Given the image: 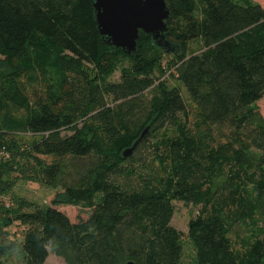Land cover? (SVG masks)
<instances>
[{
	"label": "trees",
	"instance_id": "16d2710c",
	"mask_svg": "<svg viewBox=\"0 0 264 264\" xmlns=\"http://www.w3.org/2000/svg\"><path fill=\"white\" fill-rule=\"evenodd\" d=\"M167 6L171 49L141 30L129 54L102 41L93 0H0V257L185 264L181 200L200 206L192 264H264V7ZM31 181L60 189L53 204L14 192Z\"/></svg>",
	"mask_w": 264,
	"mask_h": 264
},
{
	"label": "water",
	"instance_id": "95a60500",
	"mask_svg": "<svg viewBox=\"0 0 264 264\" xmlns=\"http://www.w3.org/2000/svg\"><path fill=\"white\" fill-rule=\"evenodd\" d=\"M93 5L104 43L133 54L137 51V40L142 30L157 46L171 49L166 39V22L170 17L167 0H93ZM137 142L124 151V156L132 152Z\"/></svg>",
	"mask_w": 264,
	"mask_h": 264
},
{
	"label": "rangeland",
	"instance_id": "374dc122",
	"mask_svg": "<svg viewBox=\"0 0 264 264\" xmlns=\"http://www.w3.org/2000/svg\"><path fill=\"white\" fill-rule=\"evenodd\" d=\"M264 7V0H257ZM120 78V72H116L113 76V80H118ZM170 84L176 85L181 89L184 96H186L185 89L182 84L178 82H171ZM257 106L260 113L264 118V97L257 101ZM65 133V132H64ZM144 154V153H143ZM60 189L48 188L40 185L37 182H20L15 187L14 192L18 195L27 198L28 200L35 202L39 205H50L53 204L54 200L58 195ZM7 199V198H6ZM174 204V215L171 220V224L183 233V260L185 264H192L195 256V248L190 238L189 233V221L192 217L198 214L200 206H196L192 203H186L181 200L173 201ZM60 210L64 211L72 221L77 222L80 219H87L92 212V208H86L79 205H72L61 203L57 206ZM13 232H15L20 241L23 240L22 232L23 228L20 225L14 224L12 227ZM240 233L243 235L246 233L245 230L240 229ZM0 260L4 264H23L24 263V253L21 249H13L0 257ZM45 264H67L65 260L59 255L55 254L49 247V255L45 261Z\"/></svg>",
	"mask_w": 264,
	"mask_h": 264
}]
</instances>
